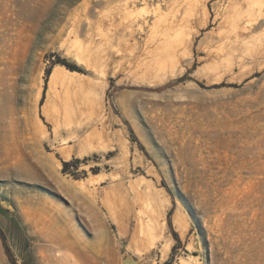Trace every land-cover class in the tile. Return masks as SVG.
Returning <instances> with one entry per match:
<instances>
[{
    "label": "rangeland",
    "instance_id": "374dc122",
    "mask_svg": "<svg viewBox=\"0 0 264 264\" xmlns=\"http://www.w3.org/2000/svg\"><path fill=\"white\" fill-rule=\"evenodd\" d=\"M223 1L210 0L204 23L167 0H0V71L9 84L0 101V202L28 234L21 264H43L44 252L54 255L51 239L61 227L92 244L105 229L99 255L80 245L62 248L82 264H264V55L235 72H213L208 48L226 34L217 16ZM126 5L138 19L159 21L128 27ZM171 21L179 27L166 31ZM188 37L191 65L180 61L175 75L157 83L151 72L143 74L150 51L182 48ZM55 66L76 75L80 87L57 96L48 119L41 105ZM101 73L106 88L93 103L87 75ZM86 136L100 145L65 160L59 147ZM42 156L73 184L72 192L48 179ZM93 174L103 178L91 180ZM160 188L171 199V224L180 210L188 229L182 235L168 224L165 258L161 242L142 250L134 237L143 198ZM49 210L53 215H44ZM143 212L149 219L148 205Z\"/></svg>",
    "mask_w": 264,
    "mask_h": 264
},
{
    "label": "bare ground",
    "instance_id": "6f19581e",
    "mask_svg": "<svg viewBox=\"0 0 264 264\" xmlns=\"http://www.w3.org/2000/svg\"><path fill=\"white\" fill-rule=\"evenodd\" d=\"M167 1L168 2L172 1L173 3H176L177 5L180 6V9L185 11V13H188V14L197 13L198 17L203 16L204 17L203 22L204 23L207 22V18L210 13V10H209L210 0H167ZM218 5L221 7V9L219 10L220 12L217 15L221 17L220 28H223V27L226 28V34L223 35V37H220L216 41L215 46L208 48V54L213 59V63H214L213 72L214 73L216 72L217 74L221 75L222 70L229 71L230 73L232 71L235 72V69H234L235 66L243 67L247 61H255L257 58L264 55V0H224L221 3L218 2ZM128 6L126 5L125 8L123 7L124 9H126L125 11L126 15H128V16H125L127 21H129V24H130V25L127 24L128 27L130 26L133 27L135 23L139 24L141 27H145L146 25L148 26L155 25V23L159 21V20L156 21V19L154 21H150L148 18H145V17L138 19V16H137L138 13L135 14L132 8L129 9L130 7ZM176 21L175 22L171 21L173 25L171 24L169 26H166L165 30L171 31V29H173L172 31H175L174 28L179 27L178 24H180V23L177 24ZM177 40L179 41V37L175 39V41ZM107 42H108V39H107ZM193 42H194L193 37H188L187 42L185 43H183V41L181 40V44H184L182 48L177 49L175 47H157L153 49L152 51H150L151 53H153L152 56L146 59L145 63L142 64V66L140 67L141 70L143 71V74L146 72L148 73L151 72L152 79L156 81L157 83L160 81L161 82L164 81L167 77L175 75L176 68L178 66V63H180V61H185L187 64L191 65L193 61L192 53H191V46ZM171 43H175V42L171 41ZM159 44H168V41L159 40L158 45ZM79 54H81V52L76 53V56L80 60L82 58ZM88 57L89 56H87V59H84V58L83 59L85 61L87 60L89 61V59L91 60L92 57L91 58L89 57V59ZM96 57L97 56L95 55L94 59H96ZM224 58H226L227 61L229 60L232 62L230 63L228 62V64H224L222 61L224 60ZM92 60L91 62L88 63V66L93 68L96 66L95 64L96 62L93 61L95 62L93 63ZM0 62H1V58H0ZM101 75H100V78L98 76H97L98 78H94L93 76L87 75V78H89L87 79V81L89 80V83L93 84V88L91 87V85H90L91 89L89 88L92 94V98L90 99L93 101V103L97 102L99 99L103 97V94L106 88L105 86L107 83L105 81V76L102 75L104 76L102 77ZM75 77L76 75L73 76V73H71V71H69L64 66L62 67L55 66L53 68L50 74V77H49V81H48L47 99L41 105V110L48 119H51L52 117L50 116V111L52 108L54 109L55 107V103H56L55 100L58 98L57 96H59L61 99L60 95L64 93L65 91H68L70 87L72 88L74 87L77 89L80 87V86L79 87L75 86L76 85L75 79H74ZM78 77L81 80L83 75H79ZM85 80L83 81L84 83L86 82ZM58 85H61L62 88L59 89ZM84 86L83 88H86ZM8 87H9V84H8L7 77H6V70H1L0 71V101L1 102L3 101V95L6 93V90L8 89ZM41 95H42V90L40 88L39 96ZM58 113H60V111ZM41 127L43 130V133L46 135L45 125L41 123ZM97 134H98V131H97ZM81 141L76 142L78 144H76L75 146H73V144L70 146H67V145L65 146L64 144L63 145L64 147H59V151L65 160L70 159L72 155L83 156L86 153H89V151L94 150L100 145L99 142H98L99 145H97L96 141L94 140L92 141L89 138L87 139V136L85 140H83L82 142ZM38 163L40 164V167L42 168V170L46 172V175L49 177L47 178L51 179V181L53 182H56L55 184L58 185V188L62 189V191H65V192H72L71 188L73 187L72 186L73 184L69 180L65 179V177L60 176L57 173V171L53 172L50 164L47 162V160L44 159L43 156L40 159H38ZM58 164L61 165L60 160H58ZM102 178L103 177L101 175L99 176V175L93 174L91 177V180L96 181L99 179L101 180ZM141 178L142 180L143 178L145 179V177L143 176ZM143 199L144 201H142L143 203H141L140 205V210H138L139 212L138 219H137L138 226H136L137 228L135 227L136 230L134 233L135 242L139 244L138 245L140 246L139 248L144 250L146 247L145 245H147V247L149 248L148 244L150 243L154 244L153 240H158L159 242L162 243V249H161L162 258H165V256L167 255V251L170 247L169 239L166 238L165 233L169 228L167 219H168V212L171 206V199L168 193L165 192L164 188H160L158 189V191H153L149 193V195L145 196ZM147 205H148V209L150 212L149 219L145 218L144 212H143L144 207H147ZM89 210L93 213L92 214L93 216L91 217L95 219L98 227L102 226L103 223H102V220L99 214L93 211L92 207H90ZM59 214L60 216H63L64 214V219L67 218L66 214L62 213L61 210L59 211ZM44 215H47V216L53 215L52 210L47 211V214H44ZM172 224L175 230H180V231L182 230V235L188 231L187 226H185V220H184L183 214L180 213V210H176L175 214H173ZM183 228L185 229L183 230ZM103 230L98 229L96 231L97 240L95 241L94 244H92L91 242L85 239H81L79 236H75L74 233L70 234L69 230L66 227L59 228L58 231L54 232L55 235L51 239L52 242L55 243V246H56V249L54 250V255L44 252L42 255L43 264H82V263H78L76 258L72 257L71 254L70 256L66 253L61 252V250H63L62 248L74 249V248L79 247V245L83 249H85L87 254L93 253V254L99 255L101 251H103V249L105 248L104 243H105L106 232H105V229ZM170 240L174 241L172 237H170ZM150 246L152 245L150 244ZM145 250H148V249L146 248ZM142 252H146V251H142ZM125 263L130 264L131 259L126 260Z\"/></svg>",
    "mask_w": 264,
    "mask_h": 264
},
{
    "label": "crops",
    "instance_id": "0c3cea01",
    "mask_svg": "<svg viewBox=\"0 0 264 264\" xmlns=\"http://www.w3.org/2000/svg\"><path fill=\"white\" fill-rule=\"evenodd\" d=\"M0 227L7 236L8 244L16 258L17 263H25L29 254L28 234L24 225L16 220L13 212L0 202ZM24 231V232H23ZM1 264H10L0 238Z\"/></svg>",
    "mask_w": 264,
    "mask_h": 264
},
{
    "label": "trees",
    "instance_id": "16d2710c",
    "mask_svg": "<svg viewBox=\"0 0 264 264\" xmlns=\"http://www.w3.org/2000/svg\"><path fill=\"white\" fill-rule=\"evenodd\" d=\"M49 71L50 70H48V73H49ZM169 86L170 85H166V86L160 87V88H158V91H162V90L168 88ZM130 132H131L132 139L137 141L136 136H135V134H134V132H133V130L131 128H130ZM140 148L144 151V147L141 144H140ZM64 164L67 165V162H64ZM171 214H172V212L170 211L168 213V224H169L170 227H172ZM173 236H174V238L176 239V241L178 243H181L179 237L177 236V234L175 232H173ZM0 238L2 240L4 249H5V252H6L7 256H8L9 261L11 262V264H17V262H16V260H15V258L13 256V253L11 251V248H10V246L8 244L7 237H6L5 233H4V231L1 229V227H0ZM166 264H168V262Z\"/></svg>",
    "mask_w": 264,
    "mask_h": 264
},
{
    "label": "water",
    "instance_id": "95a60500",
    "mask_svg": "<svg viewBox=\"0 0 264 264\" xmlns=\"http://www.w3.org/2000/svg\"><path fill=\"white\" fill-rule=\"evenodd\" d=\"M126 258L123 259V261L125 260ZM135 260V259H134ZM133 264H137V261H132Z\"/></svg>",
    "mask_w": 264,
    "mask_h": 264
}]
</instances>
